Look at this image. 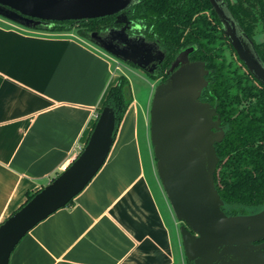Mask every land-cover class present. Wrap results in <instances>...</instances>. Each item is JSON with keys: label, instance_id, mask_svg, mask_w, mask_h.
I'll return each mask as SVG.
<instances>
[{"label": "crops", "instance_id": "0c3cea01", "mask_svg": "<svg viewBox=\"0 0 264 264\" xmlns=\"http://www.w3.org/2000/svg\"><path fill=\"white\" fill-rule=\"evenodd\" d=\"M116 60L75 33L35 32L0 17V225L85 147L124 75ZM155 88L142 107L133 96L102 169L71 206L22 239L10 264H187L154 164Z\"/></svg>", "mask_w": 264, "mask_h": 264}, {"label": "water", "instance_id": "95a60500", "mask_svg": "<svg viewBox=\"0 0 264 264\" xmlns=\"http://www.w3.org/2000/svg\"><path fill=\"white\" fill-rule=\"evenodd\" d=\"M239 58L264 84V65L223 0H210ZM137 0H0V17L27 29L52 22L88 21L120 15ZM111 56L140 70L161 59L154 45L122 30L92 36ZM190 51L175 61L169 78L156 86L150 110V141L156 170L176 219L185 259L192 264H264V210L228 216L217 191L215 145L225 137L217 109L202 102L209 74ZM116 116L107 106L97 116L83 150L28 203L0 225V264H10L22 239L48 217L68 206L102 169L116 137Z\"/></svg>", "mask_w": 264, "mask_h": 264}, {"label": "trees", "instance_id": "16d2710c", "mask_svg": "<svg viewBox=\"0 0 264 264\" xmlns=\"http://www.w3.org/2000/svg\"><path fill=\"white\" fill-rule=\"evenodd\" d=\"M223 2L244 35L253 41L264 65V42L254 41L259 31L264 34V0ZM127 27L132 36L143 38L161 53L158 70L146 73L157 84L167 80V73L173 69L176 59L186 51H190L191 62L205 64L209 72L208 86L201 101L217 109L225 131L223 141L215 145L219 158L215 183L224 201L223 211L228 216H238L263 207L264 84L238 58L210 0H137L120 15L52 22L32 30L54 35L75 33L93 42L94 34L103 35ZM132 103L131 83L121 75L107 93L98 116L105 107H111L116 116L117 132ZM38 192L29 193L25 204ZM187 264L190 263L187 261Z\"/></svg>", "mask_w": 264, "mask_h": 264}, {"label": "rangeland", "instance_id": "374dc122", "mask_svg": "<svg viewBox=\"0 0 264 264\" xmlns=\"http://www.w3.org/2000/svg\"><path fill=\"white\" fill-rule=\"evenodd\" d=\"M226 2L229 3V1ZM254 41L257 44H261L262 42H264V34L259 31L258 34L254 37ZM115 72L116 74L123 73L124 75H126V77L129 79L131 83V88L134 98L137 100L139 105L141 104V107L146 105L147 99L149 98V94L152 91V85L157 86V83L155 81L150 80V78L146 75L145 72L128 63H122L121 71L116 70ZM144 133L145 131L141 124L140 126L141 140H142V135L144 136ZM143 138L145 140V137ZM154 164L156 166V162ZM177 264H181L180 261H178Z\"/></svg>", "mask_w": 264, "mask_h": 264}, {"label": "flooded vegetation", "instance_id": "af4514ba", "mask_svg": "<svg viewBox=\"0 0 264 264\" xmlns=\"http://www.w3.org/2000/svg\"><path fill=\"white\" fill-rule=\"evenodd\" d=\"M223 23V22H222ZM238 25V24H237ZM223 26H224V30H225V25L223 24ZM120 30H122L124 33H126L128 36H129V38H131V39H135V38H141V37H136V36H132L131 34H130V32L129 31H131L128 27L127 28H124V29H120ZM241 30V29H240ZM110 31H108V32H106L105 34H103V35H106V34H108ZM141 39H143V38H141ZM229 42L231 43V41L229 40ZM252 43H253V41H251ZM148 43V42H147ZM152 45V44H151ZM231 45H232V43H231ZM253 46H254V43H253ZM156 48V47H155ZM234 48V47H233ZM156 52H159L158 50H157V48H156ZM160 53V52H159ZM237 53V52H236ZM238 58H239V56H238ZM240 59V58H239ZM241 60V59H240ZM161 61H162V55H161V59L160 60H156V61H154V62H152V63H150L148 66H147V68L143 71V72H145V73H154V72H156L157 70H158V68H159V66H160V63H161ZM242 61V60H241ZM191 62V61H190ZM243 62V61H242ZM244 63V62H243ZM129 64V63H128ZM245 65V64H244ZM246 66V65H245ZM247 67V66H246ZM175 70H177V68H175V69H172L171 71H169L168 73H167V75H168V78H169V76H170V74L171 73H173ZM250 71V70H249ZM251 72V71H250ZM253 75V74H252ZM254 76V75H253ZM167 78V79H168ZM163 83V82H162ZM159 84H161V83H159ZM159 84H157V85H159ZM264 210V206L263 207H261V208H259V209H256V210H253V212L252 213H250V214H246V215H238V216H249V215H256V214H259V213H261L262 211ZM255 245H264V240H262V241H260V242H257V243H255ZM190 264H192V263H190Z\"/></svg>", "mask_w": 264, "mask_h": 264}, {"label": "built area", "instance_id": "2783aa9c", "mask_svg": "<svg viewBox=\"0 0 264 264\" xmlns=\"http://www.w3.org/2000/svg\"><path fill=\"white\" fill-rule=\"evenodd\" d=\"M116 63H117L116 70L119 71V70L121 69V67H122V62L116 60ZM80 151H82V148H80ZM66 168H67V167H65V168L63 169V171L66 170Z\"/></svg>", "mask_w": 264, "mask_h": 264}]
</instances>
